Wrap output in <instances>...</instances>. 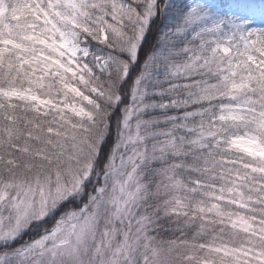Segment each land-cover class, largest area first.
Instances as JSON below:
<instances>
[{
  "label": "snow or ice",
  "instance_id": "snow-or-ice-1",
  "mask_svg": "<svg viewBox=\"0 0 264 264\" xmlns=\"http://www.w3.org/2000/svg\"><path fill=\"white\" fill-rule=\"evenodd\" d=\"M0 264H264V0H0Z\"/></svg>",
  "mask_w": 264,
  "mask_h": 264
}]
</instances>
